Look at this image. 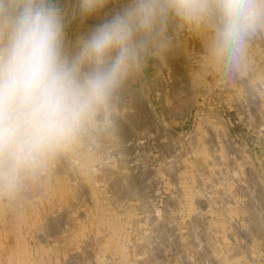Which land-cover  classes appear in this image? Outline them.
<instances>
[{
    "label": "rangeland",
    "instance_id": "rangeland-1",
    "mask_svg": "<svg viewBox=\"0 0 264 264\" xmlns=\"http://www.w3.org/2000/svg\"><path fill=\"white\" fill-rule=\"evenodd\" d=\"M119 104L115 131L0 190V264H264V35L232 68L170 21Z\"/></svg>",
    "mask_w": 264,
    "mask_h": 264
},
{
    "label": "clouds",
    "instance_id": "clouds-1",
    "mask_svg": "<svg viewBox=\"0 0 264 264\" xmlns=\"http://www.w3.org/2000/svg\"><path fill=\"white\" fill-rule=\"evenodd\" d=\"M0 0V190L85 138L115 131L119 101L170 21L240 66L264 35V0ZM103 18L70 39L69 26Z\"/></svg>",
    "mask_w": 264,
    "mask_h": 264
}]
</instances>
